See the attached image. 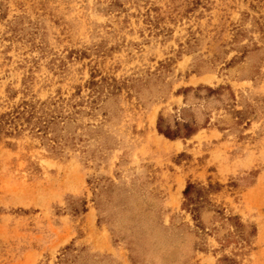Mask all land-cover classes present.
Masks as SVG:
<instances>
[{
    "label": "rangeland",
    "instance_id": "obj_1",
    "mask_svg": "<svg viewBox=\"0 0 264 264\" xmlns=\"http://www.w3.org/2000/svg\"><path fill=\"white\" fill-rule=\"evenodd\" d=\"M0 264H264V0H0Z\"/></svg>",
    "mask_w": 264,
    "mask_h": 264
},
{
    "label": "trees",
    "instance_id": "obj_2",
    "mask_svg": "<svg viewBox=\"0 0 264 264\" xmlns=\"http://www.w3.org/2000/svg\"><path fill=\"white\" fill-rule=\"evenodd\" d=\"M165 134H166V136L169 135L168 133H165Z\"/></svg>",
    "mask_w": 264,
    "mask_h": 264
}]
</instances>
